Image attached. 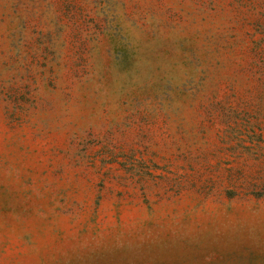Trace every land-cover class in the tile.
I'll list each match as a JSON object with an SVG mask.
<instances>
[{
	"label": "rangeland",
	"instance_id": "374dc122",
	"mask_svg": "<svg viewBox=\"0 0 264 264\" xmlns=\"http://www.w3.org/2000/svg\"><path fill=\"white\" fill-rule=\"evenodd\" d=\"M0 264H264V0H0Z\"/></svg>",
	"mask_w": 264,
	"mask_h": 264
}]
</instances>
